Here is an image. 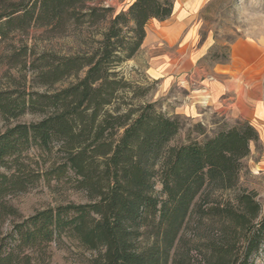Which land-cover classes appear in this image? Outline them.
<instances>
[{
    "label": "trees",
    "instance_id": "16d2710c",
    "mask_svg": "<svg viewBox=\"0 0 264 264\" xmlns=\"http://www.w3.org/2000/svg\"><path fill=\"white\" fill-rule=\"evenodd\" d=\"M98 1L0 0V66L18 72L0 89V264H34L62 236L95 252L89 264H261L264 208L238 187L258 132L240 119L211 133L197 122L179 141L181 116L143 100L150 87L119 70L175 0L116 13ZM33 28L73 32L77 48L36 52L23 39ZM216 56L227 62L228 47ZM25 114L38 119L11 123ZM40 179L69 182L87 201L22 216L9 197Z\"/></svg>",
    "mask_w": 264,
    "mask_h": 264
},
{
    "label": "rangeland",
    "instance_id": "374dc122",
    "mask_svg": "<svg viewBox=\"0 0 264 264\" xmlns=\"http://www.w3.org/2000/svg\"><path fill=\"white\" fill-rule=\"evenodd\" d=\"M132 0H104L98 1L105 6H111L116 13L126 9ZM190 0H175L172 18L159 22L152 20L148 23L147 37L137 54L130 60L122 63L119 67L121 74L133 84L150 87L148 94L143 100L155 102L159 110L168 115L182 105L186 90L169 84L166 79L157 76L154 78V70L160 67L168 68L170 63L179 57V43L186 37L183 31L179 40L174 44L163 38L176 36L170 27L171 21L181 13H187V2ZM201 1L203 6L195 11L201 20L200 37L204 39L212 33L214 46L211 51L217 53L216 58L222 59L226 47L238 39L251 37L264 44V0H191ZM97 2V3H98ZM26 44L36 52L52 50L61 54L74 51L78 45V39L73 32L61 36L52 37L44 28H33L23 36ZM209 52V53H210ZM208 53V54H209ZM201 59L200 62L207 65L214 61L210 58ZM161 67V68H162ZM18 77L16 68L7 65L0 66V89L12 87L14 79ZM167 82V83H165ZM41 89V88H39ZM182 119V130L177 137L179 141L187 139L188 135L194 137L192 131L194 123H201L208 133L213 132L223 121L233 123L232 119L219 115L217 112H209L201 118H194L184 114H178ZM38 119L37 115L25 114L11 123L32 122ZM4 121L0 117V129ZM246 168L241 175L238 187L254 190L256 198L264 208V133L259 134L257 143L250 144V154L244 161ZM228 194H232L229 191ZM9 201L17 208L22 216H28L36 210L57 204L74 202L84 203L87 201L85 194L73 189L69 182H57L56 180L40 179L32 188L24 193L9 197ZM193 226V220L187 224L185 232L189 233ZM10 227L9 223L5 229ZM95 252L89 251L79 245L75 240L62 236L52 242L42 257L36 259L34 264H89L95 256ZM264 264V259H261Z\"/></svg>",
    "mask_w": 264,
    "mask_h": 264
},
{
    "label": "crops",
    "instance_id": "0c3cea01",
    "mask_svg": "<svg viewBox=\"0 0 264 264\" xmlns=\"http://www.w3.org/2000/svg\"><path fill=\"white\" fill-rule=\"evenodd\" d=\"M203 4L188 1L187 13L171 21L176 36L163 35L169 44L176 43L183 31L187 35L179 43L176 61L168 68L160 65L154 70V78L163 76L169 84L186 90L175 114L201 118L217 112L232 120H246L258 134L264 133V44L251 37L238 38L228 45L227 62H213L205 68L200 60L207 58L214 40L211 32L204 39L200 37L201 20L195 11ZM146 37L147 31L141 46Z\"/></svg>",
    "mask_w": 264,
    "mask_h": 264
}]
</instances>
